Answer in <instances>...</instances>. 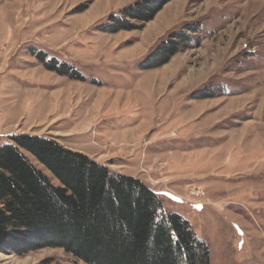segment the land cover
Returning a JSON list of instances; mask_svg holds the SVG:
<instances>
[{"label":"rangeland","instance_id":"1","mask_svg":"<svg viewBox=\"0 0 264 264\" xmlns=\"http://www.w3.org/2000/svg\"><path fill=\"white\" fill-rule=\"evenodd\" d=\"M139 1L157 0H0V147L55 140L146 184L211 264H264V0H168L139 30L101 32ZM180 33L189 44L169 64L142 69ZM0 264L84 263L7 248Z\"/></svg>","mask_w":264,"mask_h":264},{"label":"trees","instance_id":"2","mask_svg":"<svg viewBox=\"0 0 264 264\" xmlns=\"http://www.w3.org/2000/svg\"><path fill=\"white\" fill-rule=\"evenodd\" d=\"M168 2L139 1L109 17L101 32L139 30L134 22L150 23ZM189 41L178 34L142 69L166 66ZM37 58L52 72L86 81L67 63L43 52ZM10 141L0 147V253L8 248L25 257L60 249L84 264H211L208 245L190 223L167 213L162 199L142 181L52 139L15 135Z\"/></svg>","mask_w":264,"mask_h":264},{"label":"crops","instance_id":"3","mask_svg":"<svg viewBox=\"0 0 264 264\" xmlns=\"http://www.w3.org/2000/svg\"><path fill=\"white\" fill-rule=\"evenodd\" d=\"M0 17H1V15H0Z\"/></svg>","mask_w":264,"mask_h":264}]
</instances>
